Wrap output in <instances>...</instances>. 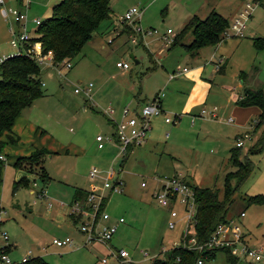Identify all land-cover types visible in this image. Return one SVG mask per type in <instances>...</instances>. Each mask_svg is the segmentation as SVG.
Listing matches in <instances>:
<instances>
[{"label": "rangeland", "instance_id": "374dc122", "mask_svg": "<svg viewBox=\"0 0 264 264\" xmlns=\"http://www.w3.org/2000/svg\"><path fill=\"white\" fill-rule=\"evenodd\" d=\"M58 1L29 0L30 7L24 14L31 37L36 27L32 20L48 17L52 5ZM255 1L259 0H111L113 13L109 30L85 42L71 60L69 69H63L59 75L54 66L39 63L45 95L34 99L22 112L34 120L35 126L39 124L45 129L40 135L43 146L57 151L41 157L52 176L48 182L38 177L39 164L30 166L28 160L20 161L19 168L24 172L7 162L0 172V241L7 238L6 241H14L15 246L8 252L12 259H20L29 250L32 255H42L50 264H148L153 257L163 256L164 251L179 240L185 223V219H180L175 227L168 226L167 209L149 194L155 176L180 172L192 185L216 188L222 198L225 173L234 169L228 160L229 148L235 145L234 133L244 131L249 137L254 117L249 115L244 125L235 121L226 123L201 114L200 109L216 105L220 115L232 114L234 101L229 97L231 92L240 89L236 84L241 71L249 87L264 85V51L256 52L251 41L253 37H264V5L255 4L242 36L232 38L221 33L224 39L228 37L226 43L220 45L221 54L227 56L222 74L209 75L211 63L203 62L212 51L209 47L202 48L200 57L203 58L193 61L184 47L169 45L193 14L204 18L214 10L232 20L237 14L233 15L234 10ZM3 5L6 9H23L19 0H4ZM132 6L142 9L138 24L143 29L155 30L144 37L145 42L139 38L131 42V24L115 21ZM12 18L9 14L6 23L0 22V56L16 53L17 48L9 42L16 23ZM117 61L127 62L129 68H118ZM197 63L204 67L203 77L215 78L212 82L206 80V86L195 90L198 99L195 107L183 109L191 85L182 80L171 81L164 91L163 108L173 121L159 123L152 138L134 144L136 146L126 157L107 141L103 148L97 147V134L111 135L113 132L107 106L113 107L112 115L116 116L117 109L122 104H132L139 91L141 96L150 97L160 90L166 83L168 71L186 67L184 65L194 67ZM87 83H92L90 97L82 90L73 91L75 86L83 88ZM29 126L25 130L31 134L34 130ZM248 137L243 138V144L247 145ZM249 156L253 168L227 203L226 216L235 215L247 240L264 245V205L247 198L264 193V146ZM109 165L124 180L123 191L107 190L105 210L110 217L124 219L110 243L115 251L122 248L128 252L125 259L110 255L108 246L98 240L82 244L84 234L70 219L68 207L59 203V200L69 202L72 184L89 187L91 182L101 183ZM92 167L101 170L93 179L89 177ZM15 170L21 173L14 179ZM23 174L29 182L34 179L32 188L38 191L43 187L47 196L38 197L30 191L29 185H19L13 191V181ZM142 180L146 186L140 184ZM49 197L54 202L52 208H48L51 207L47 203ZM240 210L244 211L242 216L238 215ZM64 235L72 238L70 245L60 247L51 242L53 237ZM103 257H107L105 262L101 261ZM201 264L231 262L224 251L217 250L213 258ZM234 264L264 263L237 259Z\"/></svg>", "mask_w": 264, "mask_h": 264}, {"label": "trees", "instance_id": "16d2710c", "mask_svg": "<svg viewBox=\"0 0 264 264\" xmlns=\"http://www.w3.org/2000/svg\"><path fill=\"white\" fill-rule=\"evenodd\" d=\"M111 0H59L52 5L50 15L35 25V35L31 42L40 43L41 53L51 52L54 64L70 61L78 54L85 42L95 34L102 35L112 23ZM228 21L216 11H210L204 18L191 17L170 41V46L181 45L188 52L195 53L199 48L215 45L222 40L221 34L226 30ZM129 31V30H128ZM186 32H190L191 40L182 41ZM252 43L256 51L264 49V37H253ZM72 66V64H71ZM70 66V67H71ZM41 67L34 58L26 54L9 55L0 62V154L6 143H16L18 135L13 130L15 119L21 110L30 105L34 99L42 97L45 92L41 83ZM240 75H245L240 72ZM239 105H255L258 112L251 118V133L247 145H233L229 148L228 160L234 169L228 170L224 176L223 196L220 198L217 189L208 186H193L195 192L196 213L192 225L193 236L197 241H204L210 235L217 222L226 218L227 203L232 198L239 183L253 168L250 154L264 146V93L262 88H245L242 96L235 100ZM44 146L35 147L27 154L16 155L12 165L19 168L21 160H28L30 166L39 164L38 177L47 182L50 178L41 157L50 153ZM0 157V169L3 165ZM25 174L13 181V189L19 185H28ZM87 189L74 188V198H82ZM108 196L105 197L107 200ZM248 200L264 205V193L249 195ZM189 234L180 237L186 239ZM217 250L196 252L181 243L168 247L163 256L153 257L148 264H195V259L202 254L203 260L213 258ZM233 264L235 258L223 250ZM204 252V253H203ZM35 264H50L41 255H33L30 259ZM21 264H31L25 262Z\"/></svg>", "mask_w": 264, "mask_h": 264}, {"label": "built area", "instance_id": "2783aa9c", "mask_svg": "<svg viewBox=\"0 0 264 264\" xmlns=\"http://www.w3.org/2000/svg\"><path fill=\"white\" fill-rule=\"evenodd\" d=\"M4 1L0 0L1 13L4 17L11 15L14 21L19 25L17 29L11 30L13 37L10 38L9 42L12 47H16L15 54H26L34 58L38 63H46L47 66H54L53 68L60 75L63 69H69L71 66L70 61H65L59 64L53 63L51 52L42 54L40 43L37 41L31 42V36L26 29V16L24 10L29 6V0H19V4L23 9L19 11L17 8H5ZM255 4L245 3L243 8L233 17L228 23L226 30L222 33L224 36H241L246 27V20L254 9ZM142 13L141 8L135 6L129 7L122 15L115 19L116 22L129 23L132 26L133 34L130 37L131 42H135L137 38L145 42V36L150 35L155 30L143 29L139 24L138 20ZM33 24L37 25L40 20L33 19ZM165 37V35H164ZM163 37V38H164ZM165 42L168 37L164 38ZM48 55V57H46ZM7 56H0V62ZM47 61V62H45ZM118 68L127 69L129 64L125 61H117L115 64ZM186 67H177L173 72L168 73V77L171 78L174 74L186 71ZM92 83H87L80 88L75 86L73 91L75 93L84 92L86 97H90ZM164 95L162 90H159L152 99L142 101L138 106L124 105L120 111L118 118H112L113 121V132L111 135L97 134L95 139L97 146L102 147L105 141H114L117 147V152L122 155L126 154L128 147L139 144L144 141L147 137L148 132L152 127V118L157 114H162L163 119L167 122L173 121L169 115L164 112V108L161 105L160 99ZM108 114L113 117L114 109L111 106L106 107ZM201 114L216 115V106L210 108L201 107ZM243 136V137H242ZM248 137V133H243L241 136L235 138V145H242L243 138ZM3 155L0 154V157ZM101 174L97 167L89 169V177L93 179L95 175ZM101 183L91 182L87 189V193L82 198H73L68 203L59 200L60 205L65 204L68 207L69 214L71 215L74 222L77 224V228L84 234L83 244L86 241L95 239L107 244L110 250V255H114L117 258L125 259L128 257V252L125 249L113 248L110 243L113 233L116 230V223L105 222L104 220L109 217L105 210L108 191L121 192L124 187V180L120 177L119 173L112 172L109 170L101 177ZM157 179L158 186L152 190V196L156 202L167 209L168 211V226L175 227L180 219H185L184 227L181 230L180 237L189 234L186 239L177 240L174 245L182 244L189 249H194L196 252H210L212 249H223L226 250L231 256L237 259H244L247 262H260L264 263V245L260 243H254L245 238L244 231L241 225L235 220L234 216H226L224 220L217 222L212 229L208 238L204 241H197L192 235V225L195 220L196 213V202L195 192L192 184L186 180L179 172L171 173L167 175L155 176ZM34 179L30 184H34ZM146 182L142 180L141 185ZM108 190V191H107ZM37 194L46 197L45 189L39 187ZM52 200L49 197L47 201L48 205H52ZM243 210L238 212V215L242 216ZM119 221L123 220V217H118ZM6 238L5 233L2 235ZM51 242L61 246L70 245L72 238L69 235L63 237H53ZM204 253V252H203ZM146 254V252H144ZM154 255V254H153ZM152 255V257H153ZM30 251L20 257V259H12L8 253L4 250V245H0V264H21L25 262H31ZM203 255L199 254L195 259V264H201L203 262ZM107 257H103L101 261H106Z\"/></svg>", "mask_w": 264, "mask_h": 264}, {"label": "crops", "instance_id": "0c3cea01", "mask_svg": "<svg viewBox=\"0 0 264 264\" xmlns=\"http://www.w3.org/2000/svg\"><path fill=\"white\" fill-rule=\"evenodd\" d=\"M4 1V0H3ZM16 1H18V0H16ZM264 5V3L262 4L261 3V0H259L258 2H257V5ZM244 6V5H243ZM243 6L240 8V9H236V10H234L233 12V15H235L236 13H238L242 8H243ZM30 6H28V8H29ZM0 9H1V7H0ZM255 9V8H254ZM254 9L251 11V13L249 14V16H248V18H247V20H246V24H247V21L249 20V18L252 16V12L254 11ZM142 10V9H141ZM212 11V10H211ZM217 12V11H216ZM113 13V12H112ZM217 13H219V12H217ZM221 16H224V15H222L221 13H219ZM193 16H196V17H198V18H201V17H199V16H197V15H195V14H193L191 17H193ZM190 17V18H191ZM6 18H7V16L6 17H4L3 15H2V13H1V10H0V22L2 21V22H4V23H6L5 21H6ZM10 18V17H9ZM226 18V17H225ZM13 19V18H12ZM227 19V18H226ZM189 19H187V21H188ZM227 21L228 22H230L231 20H228L227 19ZM2 22H1V24H2ZM186 22V21H185ZM14 27H15V29H17L18 28V24L17 23H14ZM2 28V27H1ZM109 28H110V26H109ZM109 30V29H108ZM107 32V31H106ZM98 35H100V34H98ZM101 36V35H100ZM242 36V35H241ZM228 37H232V38H238L239 36H235V35H230V36H228ZM228 37H225V39H224V37H223V39L222 40H220L217 44H215V45H208V46H204V47H209L210 49H212V51L209 53V55H208V57L206 58V59H204L203 57H200V56H202V48L203 47H201V48H199L195 53H190V52H188L185 48H184V50L188 53V54H186V55H189V56H191L192 58V60L194 61L195 59H197L198 57L199 58H203V62H207L206 64H209V63H211V68H212V70L211 71H209V75H210V73H211V76H214L215 74H222V73H224L225 72V67H226V64H227V56H223L222 54H221V52H220V45H222V44H225L226 43V40H227V38ZM184 38L186 39V42H184V43H188L190 40H191V35H190V32H186L184 35H183V37H182V41L184 40ZM251 41H252V38H251ZM252 45H253V43H252ZM170 46V45H169ZM175 46H177V45H175ZM181 46V45H180ZM183 47V46H182ZM254 47V46H253ZM255 49V48H254ZM256 51V50H255ZM264 51V49L263 50H260V51H256V52H263ZM217 53H218V55H217ZM4 55H6V54H4ZM197 66H188V65H184V66H186V68H187V70L186 71H183V72H180V73H177V74H174L171 78H169L168 77V73H170V72H173L175 69H172L170 72L168 71L167 72V76H166V83H165V85L160 89V90H162L163 91V93H164V91L167 89V86L170 84V82L171 81H184L188 86L189 85H191L190 86V88H189V92H188V97L185 99V101H186V103L184 104V110H188L189 108H193V107H195L194 105H196L197 104V98H196V96H197V93L195 94L194 92H195V90H200V88L201 87H204V86H206V80H209L210 82H212L211 80H213L212 78H210V77H208V78H205V77H203V73H204V67L203 66H201V64L200 63H197L196 64ZM182 68V67H181ZM241 72H243V71H241ZM185 75V76H184ZM184 76V79H181L182 77ZM244 75H240V73H239V81L237 82V84H236V88H240L239 90H236V92H231L230 93V97H229V99H232L233 101H234V107L231 109V112H232V114H229V115H227L226 117H224V116H222V115H220V113H219V107L218 106H216V115L215 116H213V115H210V117H212V118H215L216 120H218V121H224V122H226V123H232L233 121H235V122H237V124H240V125H244V121L245 120H247V118H248V116L249 115H253V117L254 116H256V114H257V112H258V108L255 106V105H239V104H237V103H235V100L237 99V98H239L240 96H242V94H243V92L245 91V88H250V89H256V88H262V91H263V93H264V85H262L261 87H249L250 85L249 84H247L246 82H245V78L243 77ZM242 77V78H241ZM169 83V84H168ZM222 87H224L225 85H221ZM159 91V90H158ZM157 91V92H158ZM140 92V91H139ZM139 92L134 96L135 97V99H134V102L132 103V104H128V105H131V106H138L142 101H144V100H147V99H152L154 96H155V94L157 93V92H154V94L153 95H151L150 97L149 96H146V95H144V96H141L140 94H139ZM164 98H165V95H163L162 97H161V99H160V102H161V105H162V107L164 106ZM29 106V105H28ZM28 106H26V107H24L22 110H24V109H26V108H28ZM122 107H123V104H122V106H120L118 109H117V111H116V116H113V117H110V120H108L112 125H113V121H112V118L114 119V118H118L119 117V115H120V111H121V109H122ZM204 107V106H203ZM210 108V107H209ZM22 110H21V112H22ZM20 112V114L17 116V118L15 119V122H14V124H13V130L15 131V133L18 135V141L16 142V143H6L5 145H4V147H3V149H2V151H1V153H2V157H1V159H3V165H2V167H1V169H0V172H1V170H2V168H4L5 167V162H7V163H9V164H11L12 165V161L16 158V155H20V154H27V153H29L33 148H35V147H40V146H43V142H41V137H40V135L42 134V132H44L45 131V129L43 128H41V127H39L38 125L39 124H37L36 126H35V122H34V120H31L30 119V117H28V116H26L25 115V113H21ZM187 113H191V112H187ZM201 113V112H200ZM161 116V117H160ZM251 117V116H250ZM238 118V119H237ZM237 120V121H236ZM161 122H163V123H169V122H167V121H165L164 119H163V117H162V114H157V115H155L153 118H152V127H151V129H150V131L148 132V134H147V137H146V139L144 140V141H147L148 139H151L152 138V134L154 133V129L157 127V125L159 124V123H161ZM28 125H30L29 127H32V129L34 130V131H32L31 132V134H30V132H28L27 130H25L27 127H28ZM246 125V124H245ZM36 128V129H35ZM41 128V129H40ZM38 129H39V131H40V133H38ZM247 130V129H246ZM245 130V131H246ZM244 131H237L236 132V134L234 133V137L236 138L237 136H241L242 135V133H243ZM107 143H110V147H111V145L114 147V148H116L117 149V147H116V144H115V142L114 141H107ZM106 143V144H107ZM105 145V144H104ZM104 145L102 146V147H99V148H103L104 147ZM136 145H133V146H130V147H128V151H127V153H126V155H125V157L127 156V154H128V152L129 151H131L134 147H135ZM45 147V146H44ZM98 147V146H97ZM47 148V147H46ZM47 149H49L50 151H52V152H56L57 151V149H55V150H52V149H50V148H47ZM64 151H66V150H64ZM51 153V152H50ZM49 153V154H50ZM42 165L44 166V168H45V170H46V172H47V174H49V172L47 171V169H46V167H45V165L43 164V160H42ZM13 166V165H12ZM13 167H15V166H13ZM17 168V167H16ZM20 170H22V168H19ZM19 170V171H20ZM100 170V169H99ZM109 170V173L110 174H112V172H113V168L111 167V165H109V167H108V169L106 170V172ZM23 171V170H22ZM24 172V171H23ZM100 172H101V170H100ZM21 172H18L17 170H15V172H14V179L15 178H17L18 177V175L20 174ZM172 173H177V172H172ZM180 173V172H179ZM182 174V173H181ZM49 176H50V178H49V180H51L52 179V176L49 174ZM13 179V180H14ZM48 180V181H49ZM47 181V182H48ZM158 181H157V179H154V181L151 183V189H150V191H149V194H150V197L151 198H153V196H152V190L155 188V187H157L158 186ZM28 185H29V187H30V191L32 192V193H34L35 195H37L38 197H40V195H38L37 194V191H36V189H34V188H32V186H31V184H30V182H28ZM142 186H146V183L144 184V185H142ZM18 187V186H17ZM72 192H71V198H70V200L69 201H71L73 198H74V188L75 187H80V188H83V189H88V186H82V185H78V184H72ZM16 189V188H15ZM15 189H13V191L15 190ZM123 191V190H122ZM154 199V198H153ZM53 205H54V202H52V205H51V207H48V208H52L53 207ZM106 205V204H105ZM70 215V214H69ZM70 219L74 222V220L72 219V217H71V215H70ZM105 222H114V223H116V228H117V226L121 223V222H123L124 221V219L122 220V221H119L118 220V218H116V217H107L105 220H104ZM8 239V238H7ZM6 239V240H7ZM6 240H4V241H0V245H5V251L8 253L14 246H15V243H14V241L13 240H9V241H6ZM83 242V241H82ZM101 242V241H100ZM83 244V243H82ZM107 245V244H106ZM56 246V245H55ZM61 247V246H60ZM223 251V250H222ZM61 252V251H60ZM215 254H216V252H215ZM42 256V255H41ZM215 256V255H214ZM43 257V256H42ZM46 259V258H45ZM235 262H236V259H235ZM234 262V263H235ZM233 263V264H234ZM232 264V263H231Z\"/></svg>", "mask_w": 264, "mask_h": 264}, {"label": "water", "instance_id": "95a60500", "mask_svg": "<svg viewBox=\"0 0 264 264\" xmlns=\"http://www.w3.org/2000/svg\"><path fill=\"white\" fill-rule=\"evenodd\" d=\"M131 57H133V56H131ZM134 62H137L136 60H134Z\"/></svg>", "mask_w": 264, "mask_h": 264}]
</instances>
